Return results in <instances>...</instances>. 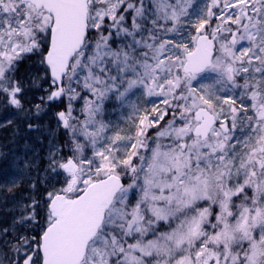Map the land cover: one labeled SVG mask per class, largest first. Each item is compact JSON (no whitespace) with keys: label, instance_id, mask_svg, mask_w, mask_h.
I'll return each instance as SVG.
<instances>
[{"label":"snow or ice","instance_id":"6c2138e0","mask_svg":"<svg viewBox=\"0 0 264 264\" xmlns=\"http://www.w3.org/2000/svg\"><path fill=\"white\" fill-rule=\"evenodd\" d=\"M52 101L58 179L0 264H264V0H0V103Z\"/></svg>","mask_w":264,"mask_h":264},{"label":"rangeland","instance_id":"374dc122","mask_svg":"<svg viewBox=\"0 0 264 264\" xmlns=\"http://www.w3.org/2000/svg\"><path fill=\"white\" fill-rule=\"evenodd\" d=\"M106 115L113 123L123 120V112L116 101H112L106 105ZM14 115L13 118H16ZM9 119L0 122V129L10 124ZM38 126L27 128L28 130H36ZM38 130V129H37ZM37 133L30 135L31 139L22 146L15 148L13 151H3L0 148V221L11 223L9 227L13 235L17 232H25L31 229L32 225L18 226L15 225V219L19 215V207L21 203L28 201L33 192L26 193L27 187L33 188L32 181L40 179L41 184L45 185L57 182L58 178L47 175L45 169L48 166V152L51 143L54 142L53 136L45 144L42 151V140L36 136ZM26 135V133L24 134ZM56 144V143H55ZM37 145L38 147H35ZM57 147H61L56 144ZM50 180L51 182H48ZM31 184L30 186H28ZM36 197V196H35ZM43 216V213H40ZM1 229V228H0ZM4 245L0 243V248Z\"/></svg>","mask_w":264,"mask_h":264},{"label":"trees","instance_id":"16d2710c","mask_svg":"<svg viewBox=\"0 0 264 264\" xmlns=\"http://www.w3.org/2000/svg\"><path fill=\"white\" fill-rule=\"evenodd\" d=\"M34 57L32 59L24 61L17 72L18 76H22L26 83L31 79V76L37 74L39 71V66L34 64ZM42 74V73H40ZM40 88L29 87V90L25 93V98L22 101L26 108H32L34 103H39V96L45 95L44 89L48 88V82L46 80L41 81ZM65 103L61 101H52L49 103V106L45 112H42L38 118H33L31 123L33 126H38V130H28L27 122L24 119L23 113H18L17 110L10 107L4 106L0 103V122L9 119L11 115L10 124L6 127L0 129V148L3 151H13L15 148L22 146L25 142L30 141V135L35 133L36 136L42 140V151L45 149V144L49 141L50 137L53 136L54 142L63 147L65 146V141L67 140L66 130H64L57 122L56 113L64 110ZM14 115H17L16 118H13ZM26 133V135H24ZM35 147H38L35 145ZM1 166V165H0ZM48 182H51L48 180ZM29 184L28 186H30ZM32 185H35V188H28L26 193L33 192V195L37 199L42 197V194L45 190V185L41 184V180L37 179L32 181ZM43 213V216L39 214V223L42 225L44 221V212L41 209L40 213ZM11 223L9 221L3 222L0 221V228H9ZM36 231H39V228H36Z\"/></svg>","mask_w":264,"mask_h":264}]
</instances>
